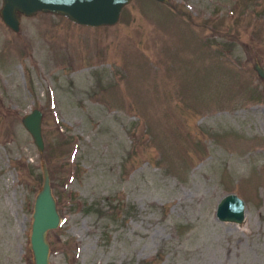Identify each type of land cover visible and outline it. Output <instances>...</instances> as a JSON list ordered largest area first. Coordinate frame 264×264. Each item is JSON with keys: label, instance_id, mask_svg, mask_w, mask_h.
<instances>
[{"label": "rangeland", "instance_id": "rangeland-1", "mask_svg": "<svg viewBox=\"0 0 264 264\" xmlns=\"http://www.w3.org/2000/svg\"><path fill=\"white\" fill-rule=\"evenodd\" d=\"M168 1L110 26L0 19V264H32L42 163L48 264H264V0ZM227 193L240 224L214 217Z\"/></svg>", "mask_w": 264, "mask_h": 264}, {"label": "water", "instance_id": "water-1", "mask_svg": "<svg viewBox=\"0 0 264 264\" xmlns=\"http://www.w3.org/2000/svg\"><path fill=\"white\" fill-rule=\"evenodd\" d=\"M0 19L11 31L17 32L20 16L35 13H50L88 27L110 26L116 23L123 6L131 0H0ZM168 4V0H154ZM252 68L264 82V68L254 61ZM42 113L37 108L30 109L20 117L22 128L31 138L32 144L42 152ZM41 185L32 203L31 221L28 234V248L32 264H48L49 245L46 233L58 226L59 215L51 194L48 172L41 164ZM244 216V202L234 193L220 197L214 209V217L220 222L240 224Z\"/></svg>", "mask_w": 264, "mask_h": 264}]
</instances>
